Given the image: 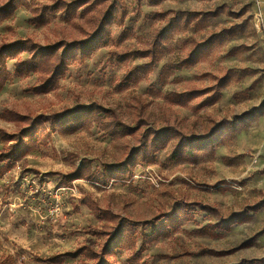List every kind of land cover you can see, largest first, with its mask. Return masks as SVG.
Here are the masks:
<instances>
[{"label":"rangeland","instance_id":"rangeland-1","mask_svg":"<svg viewBox=\"0 0 264 264\" xmlns=\"http://www.w3.org/2000/svg\"><path fill=\"white\" fill-rule=\"evenodd\" d=\"M4 1L0 0V5ZM26 1L32 8L56 0ZM123 2L106 44L91 57L71 65L58 86L47 94L28 92L34 75L13 77L0 91V113L12 109L35 115L97 103L114 110L130 126L140 120L143 128L138 132L171 125L183 134L200 137L220 121L235 120L253 108L257 111L239 126L231 140L215 149L213 159L172 163L167 160L171 151L168 145L155 154L153 164L136 166L129 182L111 181L105 186L85 179L63 185L52 173L65 174L81 166L100 171L102 164L122 160L128 147L136 145V138L115 140L94 124L69 135L50 133L27 155L25 164L14 163L0 176V259L10 256V264H46L35 259L72 251L88 240L99 243V238L86 232L88 228H110L121 218L138 224L134 226L136 252L146 239L136 264L264 260V9L258 0H164L158 5L147 0L138 5L133 0ZM108 3L94 6L71 22L55 16L41 27L30 24L31 11L21 7L11 19L0 23V42L30 37L44 45L82 39L95 29ZM168 11L211 12L216 16L198 24H194L196 20L186 26L180 24L163 42L153 71L139 82H125V73L146 59L134 56L117 63L112 53L148 48L171 15L164 19L158 14ZM219 33L222 35L210 42L193 65L173 67L189 53L191 43ZM12 64L7 63L9 71ZM163 66L169 67V74L161 84L158 72ZM224 76L228 82L221 98L211 106L195 112L190 105L168 100L171 93L191 87L204 89ZM0 129L12 133L16 127L0 119ZM194 202L210 205L216 213L193 207V219L168 236L154 235L149 225H141L172 209L180 212L181 203ZM255 205L259 210L248 211ZM93 208L110 211L117 218L99 217ZM244 211H248L249 220L219 237L194 234L219 217ZM128 257L129 253L122 250L112 258L115 264H129ZM81 261L70 258L62 264Z\"/></svg>","mask_w":264,"mask_h":264},{"label":"trees","instance_id":"trees-1","mask_svg":"<svg viewBox=\"0 0 264 264\" xmlns=\"http://www.w3.org/2000/svg\"><path fill=\"white\" fill-rule=\"evenodd\" d=\"M105 1L109 3L98 18L95 29L84 35L82 39L58 40L44 45L35 42L30 37L0 42V91L11 82L13 77L21 79L30 75L35 76V82L28 88V92L41 95L53 91L71 65L91 57L95 51L111 39V26L116 23L117 15L121 12L124 4L123 0H56L50 5L31 8L26 0H5L0 5V23L11 19L17 9L26 7L31 11L29 23L40 27L48 24L55 16L66 22H71L79 15L87 13L94 6H100ZM133 1L138 5L143 0ZM147 1L151 5H158L164 0ZM168 13L171 14L170 17L167 18L166 24L155 33L148 48L132 53H112V57L117 63L126 62L134 56L146 59L145 63L136 65L125 73L123 77L125 82H139L141 78H145L153 71L163 42L173 35L180 24L186 26L194 20H196L194 24H198L205 18L216 16V13L211 12L188 11H168L158 14V16L165 19ZM181 20H183L182 23ZM221 35L222 33L214 34L206 41L191 43L189 53L173 67L176 69L190 67L204 55L210 42ZM10 61L13 62L12 71L7 68V63ZM168 74L169 67L167 66H163L159 70L158 80L161 84L165 82ZM227 82L228 79L224 76L216 79L212 86L204 89L191 87L181 93H171L168 95V100L180 106L190 105L191 109L197 112L215 104L221 98L222 89ZM256 111L257 109L253 108L236 117L235 120L220 121L211 127L205 135L198 137L183 134L171 125L163 126L157 130L145 128L138 132L143 128L140 120L130 126L122 122L114 110L104 108L97 103L35 115L21 114L12 109H5L0 113V119L13 124L16 130L7 133L0 129V176L14 163L25 164L27 155L38 146L39 142L49 137L50 133L69 135L94 124L112 139L136 138V145L128 147L122 160L102 164L100 171L91 170L89 166H81L69 173L55 172L52 174L56 175L58 182L63 185H70L71 182L80 179L100 186H105L111 181L129 182L134 175L136 166L153 164L155 154L168 145H171V151L167 160L172 163H196L198 160L213 159L215 149L231 140L239 131V126L244 125ZM193 207L206 213H216L214 207L202 205L200 202L181 203L180 212L178 209H172L168 213L156 216V220L146 221L141 225H149L154 235L160 233L163 236H168L172 232H176L184 222L193 219L190 214ZM257 210H259V205L248 209L253 212ZM248 211L235 213L228 218L219 217L215 222L194 230V234L219 237L234 225L249 220ZM93 212L97 216L117 218L107 210L93 208ZM137 225L135 222L119 218L110 228H88L86 232L99 238V243L88 240L72 251L44 259L36 258L35 261L46 264H62L66 259L81 258V264H115L112 258L113 254L116 251L124 250L129 253L127 262L136 264L141 253L145 250L146 244L145 239L139 250L137 252L134 250L136 242L134 226ZM142 237L146 238L144 235ZM11 260L10 256H5L0 259V264H10ZM238 264H264V260H251Z\"/></svg>","mask_w":264,"mask_h":264},{"label":"crops","instance_id":"crops-1","mask_svg":"<svg viewBox=\"0 0 264 264\" xmlns=\"http://www.w3.org/2000/svg\"><path fill=\"white\" fill-rule=\"evenodd\" d=\"M258 3L260 4V7L264 9V0H258Z\"/></svg>","mask_w":264,"mask_h":264}]
</instances>
